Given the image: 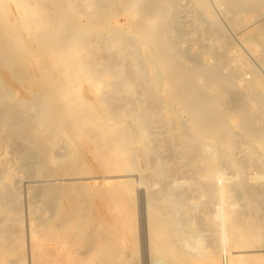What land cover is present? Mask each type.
I'll use <instances>...</instances> for the list:
<instances>
[{
  "label": "bare ground",
  "instance_id": "bare-ground-1",
  "mask_svg": "<svg viewBox=\"0 0 264 264\" xmlns=\"http://www.w3.org/2000/svg\"><path fill=\"white\" fill-rule=\"evenodd\" d=\"M185 1H180V3H183L181 8V5L177 3L179 2L178 0H0V264L19 263L13 258L16 257V249L18 248L16 244L12 243V240L16 242L18 237L15 235L18 232H15L19 230L15 227L20 225L19 223H25V216L27 217L25 213L27 212L29 214L27 232L31 239L36 235V227H38V233H40V229L44 230L46 226V228H50V230H46V232L50 231L48 234H51L52 238L50 237V239L52 240L51 243H53V249L51 248L53 256L50 255L52 257H50L49 264H76L77 261L79 263L83 261L82 264H99L93 258H88L94 257L90 255L95 254L94 252H96L99 243L104 242L106 238L99 243L97 242L98 246L95 242H89L90 245L94 244L92 248L96 247L95 251L90 246L87 247L89 243L86 244V248H90L86 249L87 251L85 249L83 251V248L78 245L81 243H76L72 246L75 243L74 237L77 238V230L81 234L84 229L88 231L89 234L86 232V237L83 234L85 238L82 235V238L78 237V239L81 238L80 241L84 239L87 241L86 238L89 239V235H94L96 233L95 229L101 226V224L100 226L98 225L99 221L96 222L98 220L97 217L95 222L98 224H96L97 227L95 229L93 228L95 224L91 225L93 227L86 226L90 224L88 221L91 220H89L90 218L87 219L88 221L86 220L90 211L88 210L89 207H85L87 204H85L86 197L84 193H86V196L88 195L87 198L91 194L82 191L85 188L84 185H88L87 188L93 189V186L99 183L98 180L101 177L89 176L92 168L96 172L99 167L106 174L123 173L109 175L111 179L116 180L113 182V186L119 188L118 190L120 188L123 189L126 184L127 186L135 185L134 180L132 185V182L129 183L132 179H127V177H132V173L138 178L139 185L142 184L143 190L145 188L144 191H139V193L142 198L144 197L141 210V228L143 229L142 232H144V253L146 250L149 256L148 264L155 263V259H151L152 256H150L153 249L159 250H157V252H160L158 255L163 252L161 247L163 248L162 250L167 252L165 243L170 238H168L169 231H173V228L178 229L182 224L184 228H188L189 226H184L185 223L197 222L200 224L199 226L197 225L198 223L196 224L198 227L196 230L197 235L194 232L195 236L192 234V228L190 227L186 230L191 229L190 232L194 236L191 235L193 237L192 240H194L193 243L195 242L193 247L198 252L203 254L212 249V252H209L211 256L207 255V257H212L213 254L212 258L215 257L214 253L217 251L221 252L220 264H250L251 261L249 262V259H246L248 255L243 257V253L247 252V247L249 246L251 250V247H253L251 246V237L254 235V239H256L257 236L255 230L252 236L249 233L253 225L251 224L253 219L250 217L251 219L248 220L247 218H249L248 214L250 215L251 212L248 210L243 212L241 210L240 212L242 213L247 211L248 213L240 216L237 211L232 213L228 208L232 206L231 208L233 209L238 204L244 207V210L247 207L246 209L249 208L252 211L254 218V213L262 208L260 207L261 205H258V192L246 183H243L241 188L236 185H228L226 182L221 185L223 181H219V175L224 176L221 174L224 173L223 163H228L230 168L235 169L241 177L245 178L247 176V171L245 170L246 161H243V156L240 155L244 149L247 150L246 158L253 159L258 163L262 162L261 159L264 158V124H258L256 128L253 127L248 114L252 113L251 103L253 101L257 102V109H259V106L262 107L264 105V99L261 96L262 94H256L257 92H255V85L259 81L256 79L251 84H254L252 89L257 97L250 92L252 89L249 86L251 85L249 81V84H247L248 82L246 84L251 90L242 93L238 91L236 96L231 94L230 96L228 95L229 98L226 96L213 98L210 93L206 94L209 87H203L201 84L208 81H212L211 83H226L234 87L239 86L235 84L243 85L247 77L241 79V73L239 72H242V67L245 64L239 58L241 55L235 53L238 52V48L231 42L232 40L230 41L227 38L223 32L224 30H222L223 28H220L222 25L218 26L219 20L216 16L215 19L213 18L214 16L210 17L208 15L211 10H208L209 13L206 14L204 12L206 11L205 7H203L204 11L201 10L202 4L196 6L194 3L196 7H200L198 10L195 9L194 5L191 6L193 3L190 4L189 1ZM194 1L197 2L198 0ZM223 1L225 0L220 3H225L224 5L227 3L226 6H229V0H226L227 2ZM231 1L232 4L235 3L233 0ZM240 1L242 6L246 5L245 3L243 5L242 0ZM184 2L185 5L188 3L191 8L194 7L193 10L190 11L188 5L184 6ZM248 2L250 1L248 0ZM259 2L262 5L264 3L263 1L261 3V0ZM253 3L249 6L252 7ZM232 4L230 3V6ZM179 7L181 10L184 7V9L188 7L189 10L186 9L187 12H191V14L189 12V15L187 13L188 18L183 15L184 10L179 11ZM256 7H260V5ZM256 7L254 8L257 9ZM235 8L236 6L233 9L235 10ZM239 8L236 10L238 11ZM230 9L229 7L227 8L229 11ZM233 9V13L238 14ZM194 10H197V13H195L197 16H192V13L196 12ZM258 11L260 12L261 10L258 8ZM117 16H126L128 22L123 25H116L112 20ZM214 19L218 22V25ZM236 22L238 21L236 20ZM236 22L235 24L238 25ZM207 23L210 26L206 27ZM262 23L264 21H261L260 26L258 23L255 25L261 27L260 29L258 27V39L256 38L257 35L255 37L250 35L252 38L246 35L247 40L243 39V43L247 44V41L250 42V46L254 48L249 47L253 51L252 53L257 52V55L256 53L254 54L257 58L252 56V59L257 62L261 58L260 67L264 72V60L262 59L264 57V55L262 56L264 54V37L261 36L264 34V27H262ZM230 25L234 27L232 22ZM189 26H192L191 29L186 30V27ZM254 30L256 29L254 28ZM257 30L255 34H257ZM189 39H196L198 44L197 55L194 58H189L182 50L183 43ZM205 54H209L210 61L203 59L201 55L204 56ZM225 68L229 71L227 75L223 72ZM60 79L69 80L71 85L69 87L68 83L62 84L64 86L61 84H56L57 86L52 84L51 87L47 85L48 83H59ZM37 80L44 82L42 84L48 87L44 88L42 84L43 87H37L40 85L37 83L36 87L38 89H35L34 85L36 83L33 84V82ZM85 81L87 83H84ZM46 82L48 83L45 84ZM74 82H79V84L83 82L84 85L88 84L87 86L90 89L94 84L97 85L92 87L96 93L90 91V89H88V92L94 95H98V93L101 95H96L97 99L95 97L92 98L94 95L91 94L90 98L98 100L99 103H97L103 107H100L103 110L97 111V106H95L97 103L93 101V103L90 102V104L92 103L91 108H88L90 105L87 100H91L88 98L90 93L86 92V89L85 93L89 94L86 97L88 99L86 100L83 97L84 99L82 100L81 95L85 96V94L80 93L81 95L79 96L77 92L82 89L85 90L84 87L86 85L83 87L81 83L79 89V86L72 84ZM90 82L93 83L91 87ZM23 83L25 84V93H29V96L27 94L25 96L24 93H21L22 95L19 94L22 91L20 85ZM26 83H32L34 88H32V85H26ZM196 83L199 86L195 87ZM24 84L22 85L23 87ZM103 84L109 87H105ZM243 90L245 89L243 88ZM75 91L78 93L76 96H79V98H72L75 96V94L73 96V93H76ZM259 91L261 92L260 89ZM19 95H21L20 99ZM72 103L73 106L81 105V107L85 106L88 109L85 107H82L83 110L81 107H77L78 110L76 107L71 108L69 106ZM61 106L64 107V111L62 108L58 109ZM220 106L222 107L220 108ZM92 107L94 108L92 109ZM224 109H228V111H224ZM232 109H236L240 116V121L237 125L240 129H243L242 133L229 126V111L231 112ZM87 129L91 131V133L89 132L91 135L87 134V136L85 134L84 131H88ZM74 133L77 137L79 136L78 134L83 135L80 136L84 138H80L83 141L80 144L84 147H86V144L89 147L95 143L93 149L90 147L91 151L88 148L89 153L94 152V149L99 146L97 145L99 140L105 141L100 144L102 145L101 150L106 148V150H103L104 152L100 153L99 146V153L96 148L95 152L97 153L95 155L93 153L92 155L90 154L91 156L94 155V157H96V154H100L98 157H102L103 160H100L101 163L99 164V158L96 157L95 162L98 158L99 167L95 165L97 163L93 162L95 168L92 165L93 163L90 162L92 160L89 161V164L93 167L91 165V169L89 166L87 167L90 170L89 173L87 169L88 176L84 174L86 173L84 169L87 166L85 165L87 159L84 160L85 162L82 160L84 159L83 157L81 159L82 153L76 155H80L77 159L79 162L82 160L85 163V166L80 163L84 167L82 169L83 172H81V169L80 171L78 170L79 162L76 159L74 160V158H77L75 153L78 150L81 152L80 149L83 148L76 150L77 152L74 151L75 156H73L72 149H70V143L76 137L74 135L75 137L73 136L74 138L71 140L70 136ZM94 133L95 136H92ZM84 134L88 137V142L93 137L99 139L97 142L93 139L94 141H91L90 145H88ZM68 138L70 143L66 140ZM77 141L73 145L77 144L76 146H79ZM105 144L108 145V148L104 147ZM82 145L79 147H83ZM75 148L77 149L78 147ZM210 150L211 153L209 154ZM90 158L88 157V159ZM225 159H229V161H224ZM201 160L209 163V166L206 165L208 168L203 165L205 168L204 172L200 170L203 167L201 166L203 163ZM51 164L54 165L53 167H59V170L61 169L62 171V168L65 167L66 170L64 169V173H61L65 175L68 172V177L72 168V171H74L73 176L65 180L70 183L74 182L75 189L67 190V185L71 187L72 185L66 182L67 185L63 184V186L64 188L66 187L64 190L67 191L59 192L57 191L58 188L55 189L57 186L54 187L50 184L53 179L45 178V174L43 179L39 178L42 177V170L45 169L46 171ZM182 165L188 167L189 171L198 169V171L195 170L196 176L194 171L189 172L191 177L192 175L196 177L195 182L196 179H201V176L204 175L206 177L209 176V182L207 181V184H203L204 182L197 181L196 185H194L190 181L188 182L189 186L193 184L194 188L188 186L189 189L187 190L181 189L179 187L181 182L174 176L175 172L173 173V171L174 169L177 172L180 171ZM67 167L70 169L67 170ZM55 169L57 168L55 167ZM182 169L185 168L182 167ZM75 170H78L77 173ZM38 171H40L41 175H39ZM59 172H56L57 175ZM124 172L129 174L126 175ZM35 173L38 178L35 177ZM75 174L82 176H75ZM21 176L28 179L23 181L21 180L22 178L20 179ZM122 177H126V179H123L128 183L119 184L117 187L116 182L121 183ZM106 178L103 177L104 181ZM110 181L107 182L109 183ZM75 182H81L83 186L80 185V187ZM100 182H102V179ZM111 184L112 181L106 185L111 186ZM49 185L54 190L49 189ZM98 186H95L94 190ZM103 186L105 184L102 182L101 187ZM110 186H105V195H108L109 191L111 192L110 188L116 194L119 192H117V189L116 191L115 189L113 190V187ZM127 186L125 189L129 188ZM22 187L25 188V195H27L25 205H23L25 201L22 203L23 198L19 197L22 194H20V191L24 190ZM77 187H80V189ZM108 187H110V190L107 189ZM133 189L135 191L136 188ZM98 190L102 191L103 189L101 188L100 190L98 188ZM134 191L133 193H135ZM242 191L244 192L241 193ZM122 192L121 195L117 194V196L122 197H117L115 193L113 194L115 198H118V200L113 199L119 203L118 207L124 204V201L122 205L119 202V198L122 200L124 199L123 195H126V191L123 192L125 194H122ZM209 192L212 194H209ZM193 193L196 196L195 198L198 199L201 193L208 194L210 198L211 195L214 196L215 200L213 201L216 203L209 198L206 203L201 202V205L209 206L210 204L208 205L207 202H211L213 206V202L216 204L214 205L215 208L217 206L216 209L213 206L215 211L214 209L212 211H209L211 209L206 210L209 211L207 212L208 215L210 212L212 215L213 213L217 214L215 218L219 219V221L216 219L219 222L218 225H220V227L218 226L220 228L219 242L210 240L211 236L205 233L204 229L206 230L207 228H204L205 225H203L201 218V221L194 219V209L202 211L205 208L204 206L203 208L199 206L200 202H198V199L195 200L193 198ZM94 194L97 193L94 192ZM94 194L92 196H95ZM92 196L91 199L94 198ZM99 196L101 197V194ZM88 199L90 200V198ZM89 200H87V203H90ZM105 200L108 199L105 198ZM90 204H93V202ZM226 208L230 212L227 213ZM226 214H229L227 217H230V219L226 217ZM208 215L206 214V216ZM196 218L199 217L196 216ZM257 218L256 216L254 223ZM227 219L232 223L229 221V224H227ZM262 219L264 221V218ZM262 219H258V223ZM245 220L250 222L246 221L248 223H243ZM92 221H94V218ZM258 223L256 222L254 225L255 228ZM229 226H232V228L230 227L231 231ZM90 227L91 232L88 229ZM98 228L96 229L97 232ZM259 228L264 233L263 223ZM23 229L20 230L25 232ZM92 230L94 231L93 233ZM46 232L41 233L46 234ZM190 232L187 231V233ZM172 234L171 232V236ZM185 234L183 233L181 236ZM19 236L21 235L19 234ZM93 238L97 239L98 237L94 235L91 239ZM50 239L49 242L51 241ZM78 239L77 241H79ZM20 240L18 239L17 241L19 242ZM106 242L108 243V241ZM211 242L220 243V246L215 243L216 246L213 243L215 246H212L209 250L210 247L208 246L211 245ZM154 243L159 244H156V249L153 248ZM162 243L163 245L160 246ZM11 244H14L16 248L14 249L15 255ZM83 245L85 246V244ZM83 245L81 246L84 247ZM78 246L82 250L73 248H79ZM105 246L106 243H104L103 247ZM259 246H261L259 250L264 252V245ZM213 247H218L220 250H216ZM75 250L76 252H74ZM203 250L206 251L203 252ZM250 250L248 248V251ZM20 252H18L19 255L21 254ZM262 254L264 258V253ZM11 255L13 256L11 257ZM19 255L17 256L18 260L22 254ZM25 261L26 264H35L31 253L30 255L28 254V258ZM25 261L22 260L20 263L25 264ZM156 263L158 264L159 262L156 261Z\"/></svg>",
  "mask_w": 264,
  "mask_h": 264
},
{
  "label": "rangeland",
  "instance_id": "rangeland-1",
  "mask_svg": "<svg viewBox=\"0 0 264 264\" xmlns=\"http://www.w3.org/2000/svg\"><path fill=\"white\" fill-rule=\"evenodd\" d=\"M179 2H177V3H179L180 5L182 4L183 5V3L181 2L180 3V1L181 0H178ZM185 1V0H184ZM187 1H189V3L191 4V3H193V4H191V6H193L194 5V3H195V5L196 6H200L201 4V10L202 11H204V9H203V7H205V10L206 11H204L206 14H208L209 12H208V10L210 11L211 10V13L210 14H208L210 17H213V18H215V16H216V18L219 20L218 22H219V25H218V22L215 20V22H217L216 24L218 25V26H220V25H222V26H220V28H223L222 30H224L223 32H224V34L227 36V38L231 41V42H233V44L238 48V52H235V53H237V54H240L241 55V57H239L241 60H243L244 61V64H245V66L244 67H242V72H239V73H241V79H244L245 77H247L246 79V82H244L243 83V85H241L240 86V84H235V85H239L238 87H239V89H238V87L236 86V87H234L233 85H230V84H226V83H221V82H219V83H211L212 81H208L207 83H204V84H201L203 87H206V88H208L209 87V89L207 90L206 88H205V90H207L208 92H206V94H211L212 95V97L213 98H216V97H228V95L230 96L231 94L232 95H234V96H236V95H238V91L240 92V93H242V92H246V91H250L251 89H252V87H253V85L254 84H251V83H254V80L256 79L257 81H258V83H257V81H256V85H255V87H256V90H255V92H257L256 94H262L261 96L263 97V99H264V90H263V88H264V72H263V69L260 67V59L259 60H257V62H255L253 59H252V56L254 57V58H257L254 54L256 53V55H257V52H255L254 54L252 53L253 51L250 49V48H253L252 46H250V42L249 41H247V44H244L243 43V39H246L247 40V36L246 35H249V38H252V37H255L256 35H257V39H258V31H259V29L261 28V27H259L261 24V21L263 22L264 21V0H261V3H263V5L262 4H260V0H249L250 2L251 1H253V2H255V3H253V8L252 7H250L251 5H252V3L250 4V2H248V0H246L247 2H248V5H247V2L246 1H244V0H242V2H243V5H244V3L246 4V5H244V6H246L247 7V10H246V7H244V6H242V3H241V1L240 0H233L235 3H233L234 4V6H236V8H235V10L233 9L234 8V6H233V4H232V1L231 0H227L228 1V5L229 6H226L227 5V3H226V5H224L225 3H220V2H222V0L221 1H219V3H218V1L217 0H198L197 2L196 1H194V0H186L185 2H187ZM191 1V2H190ZM200 1H202V2H200ZM207 2V3H205V2ZM226 0L225 1H223V2H227ZM236 1H237V4H238V6H237V4H236ZM263 1V2H262ZM185 2H184V6H187L188 5V3H186V5H185ZM259 2V3H258ZM230 3L232 4L231 6L233 7H231L230 6ZM200 4V5H199ZM207 5V6H204V5ZM236 4V5H235ZM256 4H258V5H260V7H256V6H258V5H256ZM181 5V8L183 7ZM194 5V7H195V9H198L199 10V8L200 7H196ZM209 5V6H208ZM239 5H241V6H239ZM250 5V6H249ZM179 6V5H178ZM220 6V7H219ZM188 7H189V9H190V11L191 10H193V8H191L190 7V5H188ZM188 7L186 8L187 10H189L188 9ZM207 7V8H206ZM229 7V9H230V7H231V9H230V11L229 10H227V8ZM238 7H240L239 8V10L237 11L236 9H238ZM254 7H256L257 9H255ZM181 8L179 7V11H182V10H184L183 11V15H185V17H187L188 18V16H187V13H188V15H189V12H187V10L186 9H182L181 10ZM242 8H244V9H242ZM248 8H250L249 10H248ZM252 8V9H251ZM258 8H259V10H261L260 12L258 11ZM224 9V10H223ZM232 9L234 10V11H237V13L238 14H236L235 12L233 13V11H232ZM223 10V11H222ZM244 10H246L245 12H241V11H244ZM186 11V12H185ZM194 11H196V12H193L192 13V16L193 15H196L195 13H197V10H194ZM232 12V13H231ZM203 13V12H202ZM226 13V14H225ZM239 13H241V14H239ZM246 14V15H244V14ZM190 14H191V12H190ZM262 14V15H261ZM226 15V16H225ZM240 17H239V16ZM243 17H242V16ZM197 16V15H196ZM196 16H195V18H196ZM228 16V17H227ZM259 18H258V17ZM234 17H236L235 19H234ZM258 18V21H257V18ZM256 18V19H255ZM229 19H231L230 21L233 23V26L234 27H232V25H230L231 24V22L229 21ZM236 20L238 21V22H236ZM243 20V21H242ZM113 23H115L116 25H123V24H125V23H127L128 22V18L126 17V16H117V17H115V19L113 18ZM236 23H238V25L237 24H235V22ZM259 21H260V23H259ZM256 23V24H255ZM257 23H258V25L259 26H255V25H257ZM263 24V26L262 27H264V23H262ZM209 25V23H207V25H206V27ZM229 25H230V27H232V28H230L229 27ZM210 26V25H209ZM255 26V27H254ZM191 27L192 26H189V27H186V30L187 29H191ZM253 27V28H252ZM258 27H259V29H258ZM254 28L257 30V34H255V31L256 30H254ZM264 29V28H263ZM253 30H254V32H253ZM226 32V33H225ZM248 33V34H247ZM250 35L252 36V37H250ZM262 37H264V34H262L261 35ZM264 39V38H263ZM249 42V43H248ZM250 47V48H249ZM197 49H198V44H197V41H196V39H189L187 42H184L183 43V46H182V50L187 54V56L189 57V58H194L197 54ZM254 49V48H253ZM264 54H262V56H263ZM202 57H203V59L205 60V61H210L211 60V58H210V56H209V54H205L204 56L203 55H201ZM261 56V57H262ZM201 57V58H202ZM263 60H264V57L262 58ZM230 68V67H229ZM223 72H224V74L225 75H227V74H229V71H227V69L225 68L224 70H223ZM228 72V73H227ZM240 79V80H241ZM38 81V80H37ZM34 81L33 82V84L34 83H36V85H34L35 86V89L37 88V87H43L44 86V88H46V87H48V86H52V84L53 85H55V86H57L58 84L60 85H62V84H65V83H70V81L69 80H66V79H60L59 81V83H48V82H46L45 84H47L48 86H46V85H43L42 83H44V82H40V81ZM250 82V84L251 85H249L250 86V88H248L249 86L247 85V84H249V82ZM253 81V82H252ZM248 82V83H247ZM37 83H39L40 85L39 86H37ZM75 83H77V84H79V82H74V83H72L74 86H79L78 88L80 89V85H81V83L83 84V87L85 86V87H88L87 85L88 84H85L84 85V83H87V81H85L84 83L83 82H81L79 85H77V84H75ZM91 83V82H90ZM89 83V84H90ZM247 83V84H246ZM24 84V83H23ZM23 84H21L20 85V88H21V90H19V91H21V92H19V94H21V93H24V95L26 96V94L28 95L29 93H25V84H24V87L22 86ZM33 84L32 83H26V85H32V88H34L33 87ZM43 86H42V85ZM50 84V85H49ZM57 84V85H56ZM92 84L93 83H91V85H90V87L92 86ZM244 84H245V86H244ZM67 85V84H66ZM71 84H69L68 85V87L70 86ZM100 85H102V84H100ZM247 85V86H246ZM28 86H26V87H28ZM37 86V87H36ZM62 86H64V85H62ZM93 86H97V85H93ZM92 86V87H93ZM99 86V85H98ZM103 86H105V87H109V86H106L105 84H103ZM195 87H197V86H199L197 83L194 85ZM230 86H232V87H230ZM31 87V86H30ZM66 87V86H65ZM73 87V86H72ZM82 87V88H83ZM84 87V89L85 90H83L82 88V92H84V93H82L81 91H75L76 93H73V96H74V94H75V96L78 94L79 96L81 95V94H85V96L83 95H81V99L83 100L84 98H86V97H88V93H90V95H89V97L88 98H90V96H91V92H88L89 90L88 89H90L89 87L88 88H85ZM91 87V89H90V91H92V92H95V91H93L94 90V88H92ZM231 89H230V88ZM245 89V90H243V88ZM246 87V88H245ZM19 88V89H20ZM76 88V87H75ZM261 90V92L259 93L258 92V90L259 89ZM38 89V88H37ZM86 89H87V91H86ZM236 89H238V90H236ZM77 90V89H76ZM27 91V90H26ZM85 91L86 92H88L87 94L85 93ZM28 92V91H27ZM250 92H252L253 93V95H255L254 93L255 92H253V89L250 91ZM81 93V94H80ZM96 93V92H95ZM230 93V94H229ZM22 95V94H21ZM21 95H19V99L21 98ZM87 95V96H86ZM92 95H94V94H92ZM97 94H95L92 98H94L95 96H96ZM98 95H99V93H98ZM97 95V96H98ZM25 96H24V98H25ZM29 96V95H28ZM72 96V95H71ZM72 97V98H79V96H76V97ZM99 96H101V95H99ZM256 97H257V95H255ZM259 96V95H258ZM84 97V98H83ZM22 98H23V96H22ZM88 98H86V100L88 99ZM92 98H90L91 100H87L88 101V104L90 105V107L88 106V108H91V104L93 103V102H98V100H96V99H94V100H96V101H94ZM95 98H97L98 99V97H95ZM229 98V97H228ZM229 100V99H228ZM93 101V102H92ZM90 102H92L91 104H90ZM99 103V102H98ZM97 103V105H95V103H94V105L95 106H97V111H100L101 110V108H103V107H101L99 104ZM75 104V103H74ZM257 102H255V101H253V103H251V112L252 113H249L248 114V117H249V119H250V122H251V124H252V126L253 127H257V125L258 124H261V125H263L264 124V105L262 106V107H260L259 106V109H257ZM79 105V104H78ZM93 105V106H94ZM236 105L238 106V104L236 103ZM87 106V105H86ZM94 106V107H95ZM223 106V105H222ZM222 106H220V108L222 107ZM69 107H71V108H74V107H76V109H77V107L79 108V107H81V105H79V106H73V103H72V105L71 106H69ZM83 108L85 107V106H82ZM82 107H81V109H82ZM94 107H92V109L94 108ZM101 107V108H100ZM63 109L64 107H60V108H58V109ZM86 109H88L87 107H85ZM100 108V109H99ZM75 109V110H76ZM86 109H84V110H86ZM65 109H63V111H64ZM78 110V109H77ZM83 110V109H82ZM95 110H96V108H95ZM103 110V109H102ZM101 110V111H102ZM224 111H228V109H224ZM61 112V111H60ZM223 112V111H222ZM61 114V113H60ZM239 121H240V116H239V114L237 113V111H236V109H232V111L230 112L229 111V121H228V123H229V126L230 127H232L233 129H235V130H238V131H240L241 133H242V130L243 129H240L239 127H238V123H239ZM86 128V127H85ZM89 129V128H88ZM87 129V130H88ZM90 130H91V128H90ZM94 131V130H93ZM92 131V132H93ZM85 132V134L87 135H89L90 133H91V131H84ZM84 132H82V133H84ZM88 132V133H87ZM90 132V133H89ZM96 133V132H95ZM95 133L94 134H92V136H95ZM78 134V133H77ZM84 134V137H86L85 139L87 140L88 139V135L86 136ZM75 133L74 134H72V136H70L71 137V140L76 136L77 137V135H75ZM79 136V139H77L76 137H75V139H73L72 141L73 142H71L70 143V139L68 138V139H66V140H68V143H70V149H72V152H73V156H75L76 154H81L82 153V155H84V156H80V155H76L77 156V158H74V160L76 159H78V156H80L81 157V159H82V157L84 158V159H82L83 161L85 160V159H87V161H86V164L81 160V162H79V160H77V162H79V168H78V170L80 171V169H81V172H83V170L82 169H84V167L82 166V165H80V163L81 164H85V165H87V166H85L86 167V169H84L85 171L84 172H86V173H84L85 174V176H88V174L90 173V170L87 168L88 166L90 167V165L91 164H89L90 162H94V163H97V161H98V158H99V164L101 163V161L100 160H103L102 159V157H98L99 155L98 154H96V157H98L97 158V161L95 162V158L96 157H94V155H95V153H99V146H100V153H102V152H104L103 150L105 149L106 150V148H102V150H101V147H102V145H100V144H103L105 141H101V140H99L98 141V139L99 138H97V139H95L96 137H93V139H95L96 140V142L98 141V143L99 144H97V145H99L98 147H96L97 149H98V151L97 152H95L97 149L95 148L94 150V152L92 151V153L94 154L93 156H91L92 155V153H89L90 151H91V149H93V146H95V143H94V145L92 146H89V147H87V144H86V147H84L82 144H80V142L82 143L83 141H81V139L80 138H83V137H80V136H83V135H80V134H78ZM91 135V134H90ZM97 136H98V134H96ZM74 136V137H73ZM91 136V137H92ZM90 137V138H91ZM78 141H77V140ZM84 139V138H83ZM93 139H89L90 141L88 142V140H87V142L86 141H84V142H86V143H88V145H90L89 143L91 142V141H94ZM65 140V141H66ZM75 141V142H74ZM76 141L77 142H79V146L80 145H82L83 147H79V146H76L75 144V146L73 145V143H76ZM106 143H108V142H106ZM84 145H85V143H84ZM104 146V145H103ZM74 147H78L77 149L75 148L74 149ZM90 147H91V149H90ZM104 147H107L108 148V145H106L105 144V146ZM80 148H83V149H80ZM88 148L90 149V151L88 150ZM78 149H80L81 150V152L78 150ZM76 150H78V152L76 151ZM85 150H88V151H85ZM74 151H76L77 153H75V155H74ZM84 152H85V154H84ZM86 153H87V157H86ZM211 153V150H210V152H209V154ZM89 154V155H88ZM91 154V155H90ZM240 155H242L243 156V161H246V163H245V165H246V168H245V170L247 171L246 172V177L245 178H243V177H241V175L235 170V169H233V168H230V164H228V163H223V169H224V173H221V174H223L224 176H222V175H219V177H220V182H222L221 183V185H223V183L225 184V182H226V184H230V185H236V186H238L239 188H241L242 187V184L243 183H246V184H248L249 186H252L254 189H255V191L256 192H258V205H261L260 207H262L259 211H257V212H255L254 213V216L256 217H258L257 219H256V222L258 223V219H262V218H264V158H262L261 159V163L259 164L258 162H255V160H253V159H249V158H246V156H247V150L246 149H244L242 152H241V154ZM79 157V158H80ZM86 157V158H85ZM88 157H91L90 159H88ZM92 157H94V159H92ZM90 160H92V161H90ZM207 160H209V158H207ZM206 159H205V161H207ZM90 161V162H89ZM201 161H203V160H201ZM205 161H203V163L201 164V166H209V163H206ZM224 161H229V159H225ZM260 161V160H259ZM83 162V163H82ZM208 162V161H207ZM89 165H88V164ZM94 163L92 164L93 166H94ZM95 164V165H98V167H99V164ZM206 163V164H205ZM91 165V166H92ZM199 165H200V163H199ZM50 166V167H49ZM48 167H47V169H46V171H45V169H43L41 172L43 173L42 174V177H39L40 179H43L44 178V176H45V178H49V179H53L52 181H51V185H53L54 187L55 186H57V187H55V189L56 188H58L57 189V191H59V192H66L67 190H72V189H75V187H74V185H73V183L71 182H69V181H66L65 179H67V178H70L71 176H73V172L74 171H72V168H71V170L69 171V177H68V175H67V173L64 175H62V173L61 172H63L64 173V169H65V167L64 168H62L63 169V171L60 169L59 170V167H57V166H55L57 169H55V167H53L54 165L53 164H51V165H49ZM82 166V167H81ZM92 166V167H93ZM204 166L203 167H201V169H200V167H199V169L200 170H203V172H204V169L205 168H208L207 166L204 168ZM97 167V166H96ZM182 167H184L185 169H182ZM94 168H95V166H94ZM203 168V169H202ZM49 169V171H47ZM53 169H55L54 171H53ZM70 168H68L67 167V170H69ZM74 169H76V168H74ZM87 169L89 170V173L87 174ZM90 169H91V167H90ZM93 169V168H92ZM92 169H91V174L89 175V176H95V177H101L99 180H98V182L100 183H98V184H96V185H92L93 186V189L91 188V189H89V188H87L88 187V185L87 186H85L84 185V187L85 188H83L82 189V191H86L87 192V194H91V195H89L90 197H88V198H90V200L87 198V196H86V193H84L85 194V197H86V203L85 204H87V205H85V207L86 208H88L89 207V211L90 212H88V213H90L89 214V217H87L86 218V220L88 219V218H90L89 220H91L92 221V219L94 218V221H88V223L90 222V224H88V225H86L87 224V222H85L86 224H84V225H86L87 227L88 226H91L92 224L94 225H96V224H98L99 226H100V224H101V226L98 228L97 227V225L95 226L94 225V227L93 226H91V227H93L94 229H95V227H97L98 228V232H97V228L95 229V231H96V233L94 234L95 235V237H98L97 239L96 238H93V239H91V237L93 236L94 237V235L92 234L94 231V229L92 230V233H90V234H92V235H89L90 236V240L88 239V238H86L87 239V241H85V234H86V232H87V234H89L88 233V231H86V229H84L83 231H82V234H81V232L79 233V231L77 230L76 232V236H77V238L76 237H74V239L73 240H75V243L74 244H72V246L73 245H75L76 243H81V244H78L81 248H83V251H84V249H85V251H87L86 249H90V248H92V246H94V244L93 245H90V243L89 242H95V244H97V246H98V243L102 240H104L105 238V240H104V242H100L99 243V246L96 248V252H94L95 251V248L93 247L92 248V250H94L93 252L95 253V254H92V255H90V256H94V257H89L88 259H90V258H93V260H96L97 261V263H99V264H148L149 263V256H148V253H146V250H145V253H144V244H143V238H144V232H142V212H141V210H142V206H143V203L142 202H144V197L142 198V196H140V193H139V191H142L143 190V186H141L142 184H140L139 185V182H138V178L136 177V175H134V173H132V177L130 176V177H127V179H132L129 183H131L132 185H133V182H134V184L135 185H133V186H130V185H128L127 186V184L126 183H128V182H125L124 181V179H126V177H122V181H124V182H122L121 181V183H117L116 182V184H117V187H118V185L119 184H126V186L127 187H129L128 189H129V191H127L128 189L126 188L125 189V187H123L122 185V187H123V189H125L124 191H126L125 193H126V195H123V197H124V199H122L121 200V198H119V202H121V205H122V202L124 201V204H123V206H120V207H118L119 205V203H117V200H118V198H115L114 196L116 195L117 196V194L118 195H121V192L123 191V189L122 188H120V190H118L119 188H115L114 186H113V182L114 181H116V180H113V179H111L110 178V176L111 175H115V174H117V173H107L106 174V172H104L102 169H100V167L99 168H97L96 169V172H95V169H93V171H92ZM100 169V170H99ZM191 169V168H190ZM57 170H59V171H57ZM66 170V169H65ZM77 170V171H78ZM180 170V169H179ZM182 170V171H181ZM181 170L180 171H175V169H174V171H173V173L175 172V175L174 176H176V178L178 179V181H180L181 183H179L180 185H179V187L181 188V189H185V190H187V189H189V187L191 186V188L193 187V184L194 185H196V182L197 181H200L201 183H203V184H207L209 181H208V178H209V176L208 177H206L205 175V177L204 176H201V179H196V182H195V178L196 177H194V175L196 176V172H195V170L196 169H194V170H190L189 171V168L188 167H185V166H181ZM188 171V173H187V171ZM199 170V171H200ZM51 171H52V173H51ZM77 171L75 170V172L77 173ZM192 171H194V175H192V177H191V172ZM196 171H198V169L196 170ZM40 171H38V173H39ZM50 172V173H49ZM56 172H59L58 173V175H57V173ZM72 172V173H71ZM81 172H78V173H81ZM94 172V173H93ZM177 172V173H176ZM180 172V173H179ZM190 172V173H189ZM55 173H56V175L58 176H56L55 175ZM61 173V174H60ZM119 173H121V174H123L122 172H119ZM118 173V174H119ZM126 172H124V174H125ZM172 173V174H173ZM187 173V174H186ZM206 173V172H205ZM45 174V175H44ZM62 175V176H64V177H62V176H60V175ZM82 174V173H81ZM84 174H82V175H84ZM95 174V175H94ZM127 174H129L128 172L126 173V175ZM193 174V173H192ZM204 174V173H203ZM35 175H36V173H35ZM39 175H41L40 173H39ZM44 175V176H43ZM82 176V175H79V174H75V176ZM110 175V176H109ZM189 177H188V176ZM201 175H202V173H201ZM47 176H50V177H47ZM222 176V177H221ZM35 177H37L38 178V176L36 175ZM55 177V178H54ZM103 177H107L106 179H105V181H104V179H103ZM203 177V178H202ZM223 177H224V179H223ZM22 178V179H21ZM56 178H57V180H56ZM59 178V179H58ZM109 178V179H108ZM124 178V179H123ZM134 178V179H133ZM198 178V177H197ZM20 179L21 180H23V181H25V180H27L28 178H24L23 176H21L20 177ZM101 179H102V182L105 184V186H110V185H106V184H110L111 183V181H112V184H111V186L113 187V190L115 189V191H116V189H117V194H116V192H114V191H112V188H110V187H108L107 189H111V192L109 191L108 192V190H107V192L110 194V197H109V194L108 195H105L106 194V191H104L105 190V186H103V187H101L102 186V182H100L101 181ZM108 179V180H107ZM110 181L109 183L107 182V181ZM134 180V181H133ZM210 180V179H209ZM65 183H64V182ZM192 182L193 184H191L190 186H189V183L188 182ZM208 181V182H207ZM218 181V182H219ZM56 182V183H55ZM63 182V183H62ZM66 182H67V184L68 183H70L71 185H72V187L70 186V185H67L66 184ZM207 182V183H206ZM220 182L218 183V185L220 184ZM57 184V185H54V184ZM60 183H62V185H60ZM76 183V182H75ZM86 183V182H85ZM63 184L64 185H67V190L65 191L64 189H66V187L64 188V186H63ZM76 184H78V186H80V185H82L83 186V184H81V182H77ZM115 184V185H116ZM51 185H49V189H53V187L51 186ZM60 185V186H59ZM99 185V186H98ZM63 187V189H62V187ZM95 186H98V188L101 190V188L103 189L102 191H99L98 190V188L96 187V190H94V187ZM120 186V187H121ZM189 186V187H188ZM220 186V185H219ZM61 187V188H60ZM74 187V188H73ZM81 187V186H80ZM80 187L78 188V189H80ZM89 187H91V186H89ZM141 187V188H140ZM195 187V186H194ZM193 187V188H194ZM23 188V187H22ZM131 188H132V190H131ZM133 188H136L135 189V191H134V189ZM190 188V189H191ZM24 190H21L20 191V194H21V196H19L20 198H23V201H22V203H23V205H25V203H26V201H27V195H25L26 194V191H25V188H23ZM60 189V190H59ZM63 191H62V190ZM87 189V190H86ZM109 189V190H110ZM122 189V190H121ZM54 190V189H53ZM132 192H131V191ZM144 190H145V188H144ZM143 190V191H144ZM23 191V192H22ZM88 191H90V193H88ZM100 193H99V192ZM123 191V192H124ZM133 191L135 192V193H133ZM25 192V193H24ZM94 192H96L97 194H94ZM122 192V194H125V193H123ZM197 192V191H196ZM244 191H242L241 193H243ZM115 193V195H113ZM131 193V194H130ZM195 193V192H194ZM193 193V195L192 196H194L193 198H195L196 196H195V194ZM200 193V192H199ZM202 193H204V192H202ZM201 193V194H202ZM211 192H209V194H210ZM263 195H262V194ZM92 194H94L95 196H92ZM101 194V197L99 196ZM201 194H199L200 196H198L199 197V199L198 198H195V200L196 199H198L197 201L198 202H200L199 204V206H201L202 208H203V206L204 205H201L202 203L201 202H203V203H206V201H208V199L210 198V196H208V194L207 195H205V194H202V195H205V196H202ZM212 194V193H211ZM23 195V196H22ZM134 195H135V197H134ZM196 195H198V194H196ZM91 196H92V198L93 199H91ZM98 196V197H97ZM107 196H108V198H107ZM213 195H211V198L210 199H212V201L213 200H215L214 199V196L212 197ZM225 196H227V195H225ZM262 196V197H261ZM117 197H122V196H117ZM141 197V198H140ZM103 198V199H102ZM105 198L106 199H108V200H105ZM117 199L116 200V202H115V200H113V199ZM227 200H228V198L227 197H225ZM260 198V199H259ZM110 199V200H109ZM87 200H89L90 201V203L91 202H93V204L95 205H93V204H90L89 202L87 203ZM92 200V201H91ZM100 200V201H99ZM102 200V201H101ZM121 200V201H120ZM135 200V201H134ZM197 201H195L196 203H198ZM231 201V200H230ZM95 202V203H94ZM98 202V203H97ZM114 202V203H113ZM136 202V203H135ZM213 202H215V201H213ZM212 202V204H213V206L214 205H216V204H214ZM216 203V202H215ZM228 202L226 201V204H227ZM241 203V202H240ZM117 204V205H116ZM207 204L209 205H211V202L210 203H208L207 202ZM89 205V206H88ZM93 205V206H92ZM115 205V206H114ZM210 205L209 206H204V208H205V210H204V212H205V214H204V212H203V210L201 211V210H199V209H197V210H195L194 209V212L196 213V215H194L195 213L193 212V216H194V219H199L200 220V218H201V220H203L202 222H203V225H205L204 226V228H207L206 230L204 229V231H205V233H207V235L208 236H211L210 237V240H212V241H218L219 242V239H220V225H218L219 224V219H217V217L215 218V215H217V214H214L213 213V215L211 214V212L209 213V215H208V213L207 212H209V211H212V209H214L215 208V206H214V208H213V206L211 205V207H210ZM226 206V205H225ZM228 206H229V203H228ZM228 206H227V208H228ZM84 207V208H85ZM92 207V209H90ZM200 207V208H201ZM207 207H209V208H207ZM219 207V206H218ZM232 206H230L228 209L229 210H231L232 211V213H236V211L238 212L237 214H239L240 216L241 215H243V214H247L248 213V211L249 212H251L250 213V215L248 214V216H249V218H247L248 220L249 219H253V221L255 220V217L253 218V213H252V211H250L249 210V208L248 209H246L245 208V210H244V207H242L241 205H236V207L234 206L233 207V209L231 208ZM141 208V209H140ZM199 208V207H198ZM216 208H217V206H216ZM215 208V209H216ZM226 208V210H227V213L228 212H230L228 209ZM208 209H211V210H209V211H207ZM215 209H214V211H215ZM86 210V209H85ZM235 212H234V211ZM246 211V210H248L247 212H245V213H242V212H240V211ZM262 210V211H261ZM196 211H199V212H196ZM241 214H240V213ZM28 213V212H27ZM27 213H25L26 215H27V217L25 216V223H23V224H21V223H19L20 225H17V227H15L17 230H19V231H16L15 233H17L18 232V234H14L16 237H18V238H16V237H14V238H16V242H15V240H12V243H14V244H16V247L18 248V249H16L15 247H14V244H11L12 245V248H13V254H14V249H16V252H17V254H16V257H13L14 258V260H16V261H18L19 263L18 264H21L20 262H22V260L23 261H25L26 260V258H28V254L30 255V253H31V255H32V257H33V261H34V263L35 264H44V263H46V264H49V260L51 259L50 257H52L53 256V254H52V252H53V243H51L52 242V240L50 239V237L52 238V236H50L51 234H48L50 231H47L46 232V230H50V228L48 227V228H46L45 227V231L42 229H40L39 231H40V233H38L37 232V230H38V227H36V226H38V224H36V226L34 225V228L36 227L37 228V230H36V235H34V237L31 239L30 238V236H29V234H28V230H27V226H28V218H29V214H27ZM87 213V212H86ZM231 213V214H232ZM257 213V214H256ZM263 213V214H262ZM93 214H94V217H93ZM141 214V215H140ZM206 214L208 215V216H206ZM230 214V215H231ZM227 215H229V214H226V217H227ZM87 216V215H86ZM196 216L197 217H199V218H196ZM97 217V221L96 222H98V223H96L95 222V218ZM251 217V218H250ZM260 217V218H259ZM209 218H210V220H209ZM211 218H212V220H211ZM214 218V219H213ZM228 218V217H227ZM218 221H217V220ZM228 219H230V217L228 218ZM228 219H227V224H229V221H228ZM242 219V218H241ZM200 220V221H201ZM205 220V221H204ZM240 220V219H239ZM243 220V219H242ZM248 220H245L243 223H248V222H250V221H248ZM246 221H248V222H246ZM253 221H251L252 223L251 224H253L252 225V227L250 228V234H251V236L253 235V233H254V230H255V233L257 232V236H256V239H254V235H253V237H251V246H253V247H251V250H250V246L249 247H247V252H244L243 253V257H246L247 255V257H246V259L248 260L249 259V262H250V264H264V258H263V254L262 253H264V252H262L261 250H259V247H261V246H259V245H264V240H263V237H264V233H263V231H262V229L260 230V228H259V226L260 225H262V223L264 224V221H263V219H262V221L261 220H259V223H258V225H256V228L254 227V225L256 224V222L254 223ZM206 222H207V224H206ZM231 222V221H230ZM262 222V223H261ZM185 223V222H184ZM188 223V222H187ZM198 223V222H197ZM188 223V224H190V225H188V224H184V226H189L190 228H192V231H191V229H189V230H186V229H188L187 227H183V224H182V226L180 225L179 227H178V229L176 228H173L174 230V232L173 231H171L173 234H172V236H171V232L169 231V235H168V238L169 239H167V242L165 243L166 245H167V252L165 251V250H162L163 248L161 247V251H165V253H163V252H161V254L160 255H158V253H160V252H157V250H154L153 248H155V247H157L156 246V244H158V243H154L153 244V251L151 252V254H150V256H152L151 257V259L153 258V260L155 259H157L156 261L157 262H159L158 264H220L221 262V258H220V254H221V252H219V251H217L216 253H214V258H212L213 257V254H212V257H210L211 256V254H209V252L211 251L212 252V246H215L216 244H218L219 246H220V243H216V242H211V245L210 246H208V247H210L209 248V252H205L204 250H203V252H205V253H203V254H201V252H198L197 250H196V248L195 247H193V246H195V245H193V244H195V242L193 243V241L194 240H192V238L195 236L194 234H196L197 235V232H196V230L198 229V227H197V225L199 226L200 224L198 223ZM232 223V222H231ZM261 223V224H260ZM197 224V225H196ZM23 225V226H22ZM202 225V224H201ZM207 225V226H206ZM20 226V227H19ZM219 226V227H218ZM258 226V227H257ZM24 229H23V228ZM91 227L90 228H88L89 229V232H91ZM232 228V226H229V229H230V231H231V228ZM35 228V229H36ZM228 228V227H227ZM253 228H255V229H253ZM23 229L25 232H23V231H21V230ZM183 229H185V230H183ZM228 229V230H229ZM170 230V229H169ZM171 230H172V228H171ZM177 232H176V231ZM85 231V232H84ZM183 231H185V232H183ZM187 231L188 232H192V234H193V232H194V236L191 234V232L190 233H187ZM247 231V230H246ZM21 232V233H20ZM23 232V233H22ZM45 233L46 232V234H42V233ZM180 234H179V233ZM25 233V234H24ZM183 233L185 234L184 236H181V235H183ZM19 234L21 235V236H19ZM40 234H41V236H40ZM83 234H84V236H83ZM98 236H97V235ZM263 234V235H262ZM45 235V236H44ZM48 235H49V237H48ZM79 235V236H78ZM81 235L84 237L83 239L84 240H81L80 241V239L82 238L81 237ZM102 235V236H101ZM193 237H192V236ZM213 235V236H212ZM25 236V238H23ZM47 236V237H46ZM75 236V235H74ZM101 236V237H100ZM263 236V237H262ZM78 237H81L80 239H78ZM103 237V238H102ZM23 238V239H22ZM41 238H42V240H43V238H44V240L42 241L41 240ZM48 240H47V239ZM20 240L19 242H20V245H19V242L17 241V240ZM46 239V240H45ZM49 239L51 240L50 242H49ZM77 239L80 241H77ZM94 239H96V240H94ZM188 239V241H189V244H188V241H186ZM72 240V241H73ZM14 241V242H13ZM47 241V242H46ZM77 241V242H76ZM106 241H108V243L106 242ZM22 242H23V244H22ZM49 242V243H48ZM85 242V243H84ZM87 242V243H86ZM91 242V243H92ZM98 242V243H97ZM187 242V243H186ZM73 243V242H72ZM89 243V244H88ZM101 243H103V244H101ZM104 243H106V246L105 247H103L104 246ZM191 243V244H190ZM83 244H85V246L83 245ZM86 244H88V246L86 245ZM100 244H101V247H100ZM108 244V245H107ZM187 244H188V246L189 245H191L190 247H188L187 246ZM210 244V243H209ZM81 245H83L84 247H82ZM143 245V246H142ZM159 245V244H158ZM161 245H163V243L162 244H160V246ZM25 246V247H24ZM77 246V245H76ZM75 246V247H76ZM78 246V247H79ZM86 246L87 247H89L90 246V248H86ZM96 246V245H95ZM217 246V245H216ZM218 246V247H219ZM257 246H258V248H257ZM21 247V248H20ZM31 249H30V248ZM75 247H73L74 249H78V250H82L80 247L79 248H75ZM159 247V246H158ZM192 247H193V249H192ZM218 247H213V248H215L216 250L217 249H219ZM52 248V249H51ZM165 248V249H166ZM195 248V249H194ZM248 248H249V250L250 251H248ZM156 249V248H155ZM169 249V250H168ZM239 249H241V248H239ZM243 249V248H242ZM51 250V251H50ZM220 250V249H219ZM19 251H21L20 253L22 254H20L21 256H22V258H21V256L19 255ZM159 251V250H158ZM195 251H197V252H195ZM74 252H76V250L74 251ZM92 252V253H93ZM210 252V253H211ZM25 254V255H24ZM262 254V255H261ZM15 255V254H14ZM20 256L19 257V260H18V258H17V256ZM50 255H52V256H50ZM207 255H210V256H208L207 257ZM13 255H11V257H12ZM23 256H24V258H23ZM159 256H160V258H159ZM206 256V257H205ZM15 258H17V259H15ZM158 258H159V260H158ZM22 259V260H21ZM81 260H82V258H81ZM154 260V262L156 263V261ZM76 262V261H75ZM78 262V261H77ZM77 262H76V264H77ZM82 262L83 261H81L80 263L82 264ZM213 262V263H212ZM79 262H78V264H80ZM154 263V264H155ZM24 264V263H23ZM25 264H26V261H25ZM157 264V263H156ZM249 264V263H248Z\"/></svg>",
  "mask_w": 264,
  "mask_h": 264
}]
</instances>
